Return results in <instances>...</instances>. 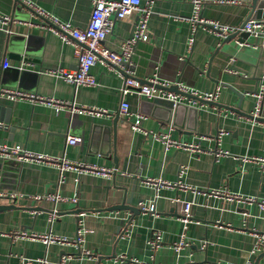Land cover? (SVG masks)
Here are the masks:
<instances>
[{
  "label": "crops",
  "instance_id": "obj_1",
  "mask_svg": "<svg viewBox=\"0 0 264 264\" xmlns=\"http://www.w3.org/2000/svg\"><path fill=\"white\" fill-rule=\"evenodd\" d=\"M92 1L0 0V14L38 23L40 18L32 15L25 2L73 27L85 28ZM151 1L149 40L137 42L133 50L136 79L145 83L156 77L177 92L184 87L198 94L219 86L214 101L202 103L185 95L180 99L179 104L193 108L196 116L186 114L183 107L174 116L154 107L153 99L137 95L122 98V78L100 63L90 71L98 86L75 88L51 74L76 69L71 45L25 24L12 26L9 38L0 30V90L25 91L109 113L70 117L54 105L0 97V105L8 109L0 116V144L116 170L110 177L65 171L64 181L59 183L60 173L54 166L0 161V190L21 195L9 204L0 203L13 206L0 211V264H22L24 257H45L56 264L64 255L73 257L70 264H134L131 260L144 264H264V251H253L254 235L264 234V209L257 203L212 194L226 190L264 200V122L252 117L255 94L264 86V39L243 33L220 40L211 29L192 23L197 16L239 27L250 15L251 0H200L197 13L192 0ZM136 18L134 14L115 20L105 46L119 50L132 36ZM16 53L19 58L13 56ZM122 99L131 113L144 117L140 123L143 132L132 131L120 115ZM263 99L264 93L260 112ZM170 126L172 140L197 145L199 151L165 149L150 134L167 133ZM221 131L224 134L218 136ZM69 136L80 137L81 142L67 144ZM181 167L186 168L181 181L191 189L145 183L153 179L173 185ZM46 194H59L66 200L54 204L29 199ZM73 197L76 202L70 200ZM173 199L193 203L186 245L179 251L174 246L180 241L182 223ZM123 204L137 212L116 209ZM140 205L153 212H143ZM52 210L56 214L50 219ZM80 213L84 215L80 217ZM78 219L88 231L80 250L12 237L15 231H26L73 239ZM126 227L129 234L124 236ZM155 232L160 233L161 243L152 253L148 241Z\"/></svg>",
  "mask_w": 264,
  "mask_h": 264
},
{
  "label": "built area",
  "instance_id": "obj_2",
  "mask_svg": "<svg viewBox=\"0 0 264 264\" xmlns=\"http://www.w3.org/2000/svg\"><path fill=\"white\" fill-rule=\"evenodd\" d=\"M195 12H199L202 7V1L192 0ZM93 7L90 14L89 21L85 28H76L69 23L62 22L56 17L46 13L45 11L35 7L30 3L24 5L28 7L33 16L39 17L38 23L23 22L21 20L13 19L8 15L0 14V30L6 34H11V27L14 25L25 24L30 27H36L44 32L52 33L56 35L63 43L71 45L73 54L76 59V69L74 71H68L65 69H58L51 71V74L63 81L73 85L75 88L83 87H97L98 82L91 74V68L97 63L106 66L109 70L115 72L123 80V85L120 90L122 98L128 95H137L138 97H144L147 99H164L170 100L174 103H179L180 99H183L184 95H191L204 101H214L217 99L219 93V86L215 91L210 93L198 94L195 92H188V89L180 87V94H175L164 90L169 85L166 82H162L156 77L147 79L145 83H142L136 79V64L132 59L134 46L139 41L149 40L147 32V22L151 15V0H147L142 3L141 0H93ZM137 15L134 31L130 38L124 40L119 50H112L105 46L104 41L106 37L112 32L113 23L115 20H122L127 16ZM194 25H200L203 28L211 29V31L220 39H226L230 35L247 34L253 38L264 39V19H252L248 17L245 22L239 27H230L227 25H221L215 21H208L204 19H193ZM3 67H8V63H4ZM264 93V86L260 91L255 94L256 104L252 114L253 118L260 115V105ZM0 97L6 98L11 101L26 100L32 103H45L54 105L56 109L64 110L70 117L76 115H91V116H103L109 114L107 110L98 107H84L75 106L74 104L60 101L52 98H44L39 95L28 93L20 90L2 89L0 90ZM120 115L126 120L129 128L134 132H143L141 127V120L144 117L140 114H134L129 111L128 103L122 99L120 103ZM173 128L170 126L167 133H151V136L156 139H160L164 143L165 149L168 147H176L187 150L191 153L199 151L197 145L179 143L172 140L169 137V132ZM147 134V132H144ZM221 131L218 136L223 135ZM67 144L77 145L81 142L80 137L69 136L66 139ZM13 160L18 162H36L44 163L54 166L60 173L59 183H63V173L65 171H74L79 174H90L98 177H110L116 172L113 168L99 167L96 165L88 164L82 161H68L64 158H58L50 155H44L28 151L19 145H6L0 144V161ZM262 168L264 167V159L261 160ZM185 167H181L178 173V181L173 185L166 181L148 179L145 181L147 185H163V186H175L180 189H191L190 186L184 184L181 180L185 175ZM214 195H223L229 201H239L246 203H257L260 209H264V200H256L254 197H242L240 195L231 194L224 191H212ZM18 195L12 192H6L0 190V203L9 204L17 198ZM31 200L37 202L47 201L51 203H57L59 201L66 200L59 194H46V195H33L29 197ZM72 202H76L77 198L70 199ZM172 203L179 208V220L182 223V233L180 235V241L174 246V250L179 251L185 245V232L188 224L193 218V203L189 201H183L180 199H173ZM140 210L147 213H152L153 208L144 207L140 205ZM56 212L52 210L49 212L50 219H53ZM84 213H80L81 217ZM88 231L83 227L82 220L78 219L76 237L73 239L48 234H38L34 232L15 231L13 233V239L23 238L29 240H39L45 245L58 244L61 246L72 245L79 250L84 242V235ZM129 234L127 227L122 231V235ZM254 252L264 251V234H255ZM161 243L160 233L155 232L152 238L148 241L149 249L152 253L157 251ZM84 254L89 255L90 252L83 250ZM73 257L71 255L61 256L56 264H70ZM134 264H144L138 261L131 260ZM22 264H51L45 257L43 258H22Z\"/></svg>",
  "mask_w": 264,
  "mask_h": 264
},
{
  "label": "water",
  "instance_id": "obj_3",
  "mask_svg": "<svg viewBox=\"0 0 264 264\" xmlns=\"http://www.w3.org/2000/svg\"><path fill=\"white\" fill-rule=\"evenodd\" d=\"M249 9H250L249 17H251L252 19H264V0H251L250 5H249ZM245 35H247V34H245ZM233 36L234 35H231L230 37H233ZM7 37L9 38V35ZM12 41H16L15 38H13ZM13 56L15 58H19L20 55L16 53V54H13ZM172 88L173 87H168V88H165L164 90H166L168 92H174V93H177V94L178 93L182 94L180 92H177L175 89L173 90ZM185 96L188 97V98L191 97L192 99L198 100L199 102L201 101L202 103L203 102H208V101H204L202 99H199L197 97H193V96H190V95H185ZM151 104L154 105V107H157V108L158 107L159 108H164V110L166 112L173 113L174 116L176 115V113H177L178 109H180V107H183V109L186 111V114L189 112V113L195 114V116H196V111L193 108H190V107L185 106V105H181L179 103L175 104L173 101L164 100V99H153L151 101ZM207 104H209V103H207ZM211 104H216V103H211ZM5 111L8 112V109H6L4 106L0 105V116H1L2 112H5ZM5 118H6V122H8L7 115H6ZM255 120L264 122V99H263L260 115L258 117H256ZM1 165L2 164H0V168L2 167ZM127 204H129L128 201H127ZM11 207H13V206L12 205H0V211L3 210V209H6V208H11ZM117 208L118 209H127V210H130V211H133V212H137L136 209H133L132 207H125L124 204L123 205H118V207H116V209ZM121 225H123V223Z\"/></svg>",
  "mask_w": 264,
  "mask_h": 264
}]
</instances>
